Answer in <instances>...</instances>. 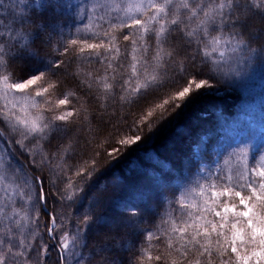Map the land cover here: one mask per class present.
I'll use <instances>...</instances> for the list:
<instances>
[{
  "label": "snow or ice",
  "instance_id": "snow-or-ice-1",
  "mask_svg": "<svg viewBox=\"0 0 264 264\" xmlns=\"http://www.w3.org/2000/svg\"><path fill=\"white\" fill-rule=\"evenodd\" d=\"M59 5L60 0H46V3H42L41 0H35V3L31 0H0V86H2L0 92H3L4 97L12 92H27L30 96L31 92L28 90L33 89L35 97L39 98L38 101H34V105L41 102L49 105L42 109L43 115H37L31 124L26 119L21 120L15 117L17 119L15 126L11 125L14 118L12 110H9L7 105L0 109V143L6 145L5 151H0V227L4 229L0 233V264H32L33 256L36 257L35 264H41L39 259L41 249L45 258L51 259L48 256L50 246L44 239V235L38 231L33 233L29 229V235H32L33 239L38 237V240L34 246L27 244V237H24L23 232L27 225L21 224L17 219L20 216L17 210L18 201L33 204L37 213L39 208L36 205L40 208L46 207L49 194L44 187L46 178L36 175L29 177L25 164L17 159L12 147H8L9 145L19 147L21 155H26V149L30 155L31 146L34 144H41L48 149L42 163L54 165L50 169L54 174L52 185L56 188L61 203L68 202L67 207L71 208L75 205L78 193L82 191V187L70 181L67 182L65 188L58 187V184L65 183L66 169L56 165L62 151L68 159H77L76 148L82 139L80 133L83 126L75 119L79 117V113L75 110L63 111L59 108V106L69 104L68 98L59 99L56 104L46 99L57 92L64 94L63 88L68 82V62L61 57L69 53L70 45H76L77 40L71 39L64 41L63 44L58 41L60 46L53 51L59 55L47 64L44 63L45 59L36 47L37 42L40 44L51 42L52 33L57 25L51 23L45 17L44 12L49 9L53 12L58 11ZM139 7L149 13L147 19L138 16L132 20L130 25L127 22L122 23L124 27L142 30L143 43L140 47L143 59L136 62L142 63V69L138 70L134 63L132 74L127 80L121 74L120 80H114L112 84H103L105 92L108 93L107 98L112 101L116 100L117 89L121 94L125 90L136 92L137 97L124 102L134 107L138 114L126 123V127L121 129L119 134H113L106 140L107 146L99 145L97 149L92 150L90 164L70 166L83 182L93 174L99 163L107 162L109 157L114 158L126 147L140 142L161 121L176 112L190 93L212 86L210 81L222 74L223 64H215L207 59V52L201 55L200 46L207 47L205 39L209 35L220 33L219 37H213V42L219 43L227 34V44L231 45L235 41L236 46L233 51L243 50L245 48L244 36L246 34L250 37L256 36L254 28L256 18L264 19V0H207V3L204 0H179L178 6L174 0H164V5L158 4L157 0H141ZM78 15L80 19H83L84 9L81 8ZM199 17L203 18L200 20L199 30H190V24ZM149 21H151V26H146ZM26 25H33L35 30L28 31ZM196 35H199V41L191 39ZM123 38L128 41L129 35H124ZM132 43L135 44L136 41L133 40ZM193 43L196 47L192 48L190 54L189 48ZM88 47L95 49L98 45L89 44ZM248 51L255 54L257 61L264 59V50L259 54L253 48H248ZM224 55V52H220L221 58ZM178 56L182 59L177 60ZM126 58L125 56L124 59ZM198 58L200 67L197 66ZM22 61H27L38 74L23 78L21 76L24 68ZM120 67L122 68L123 65ZM40 68L48 70L40 71ZM150 69L151 72H149ZM145 73L148 74L145 75ZM141 75H144V82L135 88L128 89L132 79ZM72 79L76 81V87L84 94H91L93 84H98L96 77L91 73L84 80L79 79V73H73ZM34 86L39 90H35ZM97 92H99V87H97ZM72 96L76 98L75 93ZM99 99V95H92V100ZM121 99H123L122 95ZM108 106L106 103L101 104L104 111ZM83 119L87 120V117ZM123 120L128 121V117H123ZM21 125H23L22 128ZM18 136L23 138L24 143L17 139ZM66 145L71 147V152L68 151ZM29 167L35 170V157H31ZM255 175L259 182L250 181L246 184L249 192L247 195L242 191L229 192L227 189L222 193H213V195H232L238 198L240 205L239 210L234 203L225 204L222 211L211 210L222 221L219 225L209 222L211 232L224 236L225 234L219 229L226 227L231 232V238L226 242L234 260L226 258L221 261V264H264V170L256 172ZM5 181H8V186H4ZM13 185L15 188L9 192V187ZM29 185L35 188L34 203L33 197L26 190ZM70 189H76V191L68 195ZM19 206L23 207V204ZM6 210L11 211L12 215H8ZM127 212L128 215L115 220L114 225H123L124 228L137 231L138 214L131 208H128ZM230 216L234 222L229 225ZM29 219L32 218L29 217ZM69 219L74 231L64 224H60L57 228L58 222L55 217L51 218V227L44 226L48 239L56 241L51 248H56L57 244L60 248L56 254V264H81L82 250L88 247L89 237L85 233L90 223L93 222L91 213L86 211L74 219L71 217ZM34 222L39 229V219H35ZM95 223L104 224L105 220L98 218ZM181 232L187 235L185 229H181ZM198 235H200L199 232L190 237L194 244L199 243L196 239ZM209 235L210 231L205 227L203 236L208 237ZM148 238L151 239L150 231ZM184 247L187 252V247ZM118 248L119 245L115 240L111 248L98 247L101 264H124L118 254ZM228 248H220V254L226 253ZM105 252L108 255H103ZM201 254L211 256L206 247L203 248ZM25 256L26 259L22 261L21 257ZM157 259L159 260L160 257Z\"/></svg>",
  "mask_w": 264,
  "mask_h": 264
},
{
  "label": "rangeland",
  "instance_id": "rangeland-1",
  "mask_svg": "<svg viewBox=\"0 0 264 264\" xmlns=\"http://www.w3.org/2000/svg\"><path fill=\"white\" fill-rule=\"evenodd\" d=\"M31 2L35 3V0H31ZM41 2L46 3V0H41ZM60 3L61 5L58 9L62 16L61 18L57 17L55 18L56 20L51 21V23L57 25L52 33L51 42L44 44L37 42L36 45L41 56L45 59V64L53 60L50 52L58 55V53H53L55 52L53 51V49H55L53 44L55 43V35L57 34L59 36L77 34L81 39L86 40V42H77L76 45H72L75 51H81V49H83V51H91L88 47L89 44L98 45L95 49L103 52L99 53V57L108 56V61H112V63H109L111 66H109L108 75H113V73L116 75L115 72L117 69H124V67H120V65L123 64L122 60L118 62L117 65L114 63L116 57H122V55H124L121 52L122 49L116 47V38L118 37L124 40V35H129L127 50L131 53V59L129 64L127 62L125 66H129L132 72V65L137 61H142L138 56L141 48L140 45L143 43L141 37L142 30L124 27L122 23L127 22V24L130 25L132 20L138 16L147 19L149 13L142 7H139L141 0H60ZM157 3L164 5V0H157ZM68 5H71V7H68ZM81 8L84 9L83 19H80L78 15ZM257 21H260V19L256 18L254 23ZM256 24H258V22ZM198 25H200V23ZM146 26H151V21H149V24ZM260 27L255 28L256 36L258 37L264 35V27ZM77 29H79V31H77ZM27 30L31 32L34 31L35 28L34 26H27ZM88 40L92 41L90 42ZM133 40L136 41L135 44L132 43ZM216 49L219 52L224 51L223 48ZM83 59H86V57L83 56ZM21 64L24 66L21 71V76L23 78L38 74L35 68L29 71L30 68L27 61H22ZM105 64H107V62H105ZM140 65L141 63H136L138 70L141 69ZM232 69H235V65ZM45 70L48 69L40 68V71ZM151 71L150 69L149 72ZM67 72V83L72 85L73 82L69 79L70 73L68 70ZM147 74L148 73H145V75ZM86 77L87 76H83L80 80H84ZM113 82L110 76L103 80V83L112 84ZM135 82L136 87L138 83L142 84L144 82V75L136 77ZM101 86L103 87V85ZM214 88L215 87L198 89L190 93L182 103L178 101L177 103L181 104L177 111L161 121L151 132L147 133L140 142L126 147L114 158L109 157L107 162L99 163L96 172L94 171L96 174L87 178V182H84L83 187L82 180L77 177L75 170L70 166H83L87 162L88 164L91 163V158L88 156L82 157V154L85 148L89 147L94 132L97 135H100L99 132L104 133V128L101 129L99 123H107L108 129H112L114 123L104 119L111 117V114H114L115 111H112L113 109L109 111H103V109L99 111L97 109L96 111V103L99 104V102H97L98 100L93 101L91 97V102H89L86 99L89 98L87 94L83 93V96L86 97L83 98L79 96L80 93L70 90L71 88H67L66 85H64L63 88V95L57 92L50 97H46V99L51 100L53 104H56L59 99L68 98L69 104L66 106H59V108L63 111L75 110L79 113V117L75 119L77 123H82L83 126L80 133L82 139H80L79 146L76 148L77 159H68V156L62 151L59 154L56 165L66 169L64 176L65 183H60L57 186L63 188L62 185L66 186L67 182L71 180L75 182L78 187H82V191L78 193L77 201L73 207H67V201L61 203L60 197L56 193V188L52 185L54 174L50 169L54 165H49L46 162L42 163L43 157L48 153V149L41 144H34L31 146L30 157H35V162L38 164V168H40L41 171L40 176L46 178L44 187L46 192L49 193L47 196V205L43 208L39 207V212L36 213V215H39L41 226L39 229H37L36 224H34L33 227L32 212L34 210H32L33 204L31 203L24 204L23 201H18L17 210L20 212V216L17 219L21 224L27 225V228L23 230L24 235H28V230L31 229L33 233L38 231L40 234L44 235V239L48 241L50 246L48 256H50L51 259H46L41 249V254L39 256L41 264H56L57 258V253L51 248L55 240L48 239L47 230L44 226L47 225L51 227V218L55 217L58 222L57 228H59L60 224H64L71 231H74L69 217L74 219L77 215H82L86 211L91 213L93 221L89 225L90 229L88 228V233L94 236L90 237L88 247L83 249L81 264H101V254L98 253L97 249L100 246L111 248L113 240L119 245L117 251L120 258L125 261L127 249L132 246L131 241L128 239L130 235L135 236L137 243L140 242L139 245L134 247V253L138 254V258L137 256L134 258V263L147 264L146 261L152 260L153 255L151 258H147L148 255H146L148 253L149 243L146 238L147 234L145 233V228L143 227L144 213L147 211L148 207L154 204L160 206L161 204L158 202L160 200L158 199L165 197L170 198L174 205L181 204L180 209L182 210L181 214H177L180 220L175 219L173 221V227L166 230L169 232V236L160 238L161 243L163 242L167 245L165 246L166 249L176 255L175 259L178 258L176 264H221V261L227 258L220 254V248H228L226 241L230 240L231 232L227 227L219 229V231L225 234L224 236H218L217 233L211 232V223L209 222H215L218 225L222 223V221L214 215V211L211 210L222 211L225 204L231 205L233 203L237 205L239 210L240 205L238 198L232 195H213V193H222L227 189L229 192L242 191L247 195L249 192L246 184L250 181L259 182L255 173L264 170V101L257 107L256 114L249 115L245 118V123L241 127L232 131L222 132L219 130L220 128H217V125L214 129L212 125L214 119L221 118V116L215 118H213V116L215 115L214 113H217L220 109H226L225 104H230V96H232V94L229 91ZM35 90L39 89L35 88ZM28 91L31 92L30 96L27 92H12L9 93L7 97H4L3 92H0V109H3L4 105H7L8 109L12 110L14 114V118L11 121L12 126L17 124V119L15 117L21 120L26 119L29 124H31L37 115H43L42 109L49 107V105L44 102L34 105V101H38L39 98L35 97V91L33 89H29ZM73 93H75L76 98H73ZM104 96V98H107L108 93L105 92ZM109 101L111 100L104 101V103L108 104ZM127 107L129 106L123 107V111H120V117L116 121V124H120L119 126H124L127 123L122 117V114L127 116V113L130 112ZM106 114L108 116L105 118ZM84 117H87V120H84ZM89 121L91 122L90 124ZM22 127L23 125H21V128ZM89 133L91 136H89ZM209 133L216 134L215 138L209 140ZM154 135H162V141L171 147V149H164L165 151L162 153V159L166 161L164 165L167 164L169 169L166 170L164 165L158 166L155 164L156 166L149 167L148 175L144 173L143 176L127 177L121 182L115 181L112 177L113 175H111V171L113 170L111 164L113 160L117 157L126 158L127 155L131 153V147L141 145L147 140L153 141L152 139L154 138L152 136ZM194 135H197L199 139L191 141L190 138H194ZM17 139H20L21 143H24L22 137L18 136ZM200 139H202V141L198 142ZM85 141H87V143ZM8 147H12L13 152H18L20 150L17 146L9 145ZM66 148L71 152L72 149L70 146L66 145ZM5 149L6 145L0 143V151H5ZM183 152L185 154L187 153L186 157L181 156L184 154ZM25 153L28 154L27 149ZM5 158H7V156H5ZM65 161H67V163H65ZM168 161H170L171 164L168 163ZM31 176L32 175L29 174V177ZM217 177H220V179H217ZM94 181L95 183L104 184L100 186L101 189L104 188V191H102L103 189L97 191ZM179 184H182V186ZM4 186H8V181L4 182ZM179 187L182 189L181 191ZM14 188V185L9 187V192H12ZM26 190L33 197L34 203V186L29 185ZM69 191H71V189ZM51 193L53 195H51ZM71 194L72 191L71 193L68 192V195ZM85 201L89 204L88 207L83 204ZM184 201L186 205L182 206ZM20 204H23V207H20ZM161 207L162 206H160V208ZM128 208L134 210L139 216L137 231L124 228L123 225L116 226L113 223L119 218L126 217L128 215ZM8 215H12V212L8 211ZM29 217L32 219L30 220ZM98 218H104L105 223L97 225L95 221ZM232 222L234 221L230 216L228 221L229 225ZM205 227L210 231L208 237L203 236ZM181 229H185L187 235L181 232ZM197 232L200 233V235L196 236L199 243L194 244L190 240V237ZM37 240L38 237L37 239H33L35 245ZM141 244L145 249H141ZM155 244H159V242L157 241ZM184 246L187 247L188 254L185 252ZM204 247L208 248L211 254H215L219 257L214 259L208 255H202L201 253ZM86 250L88 251L85 252ZM58 251H60V248ZM139 253H141V255ZM227 253L230 255L227 259L234 260V256L230 254V248H228ZM103 255H108V253L105 252ZM157 257H160V259L158 260ZM163 258L160 250L155 251L153 259L154 264H170L168 260L171 257L164 260V262ZM199 258L203 260H198ZM25 259L26 256L21 257L22 261ZM35 262L36 257L33 256L32 264H35Z\"/></svg>",
  "mask_w": 264,
  "mask_h": 264
},
{
  "label": "trees",
  "instance_id": "trees-1",
  "mask_svg": "<svg viewBox=\"0 0 264 264\" xmlns=\"http://www.w3.org/2000/svg\"><path fill=\"white\" fill-rule=\"evenodd\" d=\"M205 3H207V0H204ZM174 3L178 6L179 5V0H174ZM61 5V3H60ZM59 5V6H60ZM44 15L46 18H48V20L51 22L52 20H56L55 18L60 17L61 18V12L58 9V11L53 12L51 9L47 10L44 12ZM202 19V17L197 18V20L193 23L190 24V30H199V26L198 25L200 23V20ZM260 19V21H257L258 24L254 23V28L256 27H264V19L258 18ZM27 26H33V25H26ZM261 28V27H260ZM118 36V35H117ZM220 33H212L211 35H209L206 39H205V44L207 45V47H205L204 45H201V55H203L205 52H207V59H209L212 62H215V64H223V68H222V74L219 75L217 78L212 79L210 81L211 83V87H215L218 88L220 90H224V91H229L232 96L231 97V101L230 104L227 103L225 104V108L223 107L224 110L220 109L217 113H214L215 115L213 116V118L215 117H220L221 118H215L213 121V129L216 127L220 128L219 130H221L222 132H226V131H232L235 129H238L239 127H241L245 122V118L249 115L252 114H256L257 112V107L262 104L261 102L264 101V59H261L259 61L256 60V56L253 53H250L248 51V48H253L256 49V53L259 54L262 52V50H264V35L263 36H255V37H250L247 34L244 36V40H245V48L243 50H239V51H233V49L235 48V41H233V43L231 45L226 43L227 40V34H225L224 39L220 40L219 43H214L213 42V37H219ZM121 37V36H120ZM71 39H75L77 40V42H83L86 40H83L80 38V36L77 34H71V35H64V36H59L58 34L55 35V43L53 44L55 48L59 47L60 44H63L64 41H70ZM191 39L193 41H199L200 37L199 35L193 36L191 37ZM60 42V44H58L57 42ZM88 41H92V40H88ZM116 47L121 48L122 49V53L124 55H122V57L118 56L116 57L114 63L115 65L118 64V62H123V67L124 69H120L122 71V74L124 76V79L127 80L128 77L132 74L131 70L129 69V66H125L126 63L130 62L131 59V53L128 52L127 50V44L129 43L128 41H124L122 40V38H116ZM196 47V44L193 43V45L189 48V53L191 54L192 52V48ZM216 48H223L224 49V53L225 55L221 58L219 56V51ZM41 49V48H40ZM70 51L69 53H67L66 55L62 56L61 58L64 59L66 62H68V67L67 70L69 71V79H71V81L73 82L72 85H70L69 83H65L67 88H71L70 90L72 91H77V93H80L79 96L86 98L85 96H83V91L81 89H78L76 87V81H74L72 79V74L73 73H79V79L83 76H87L89 73H91L93 76L96 77L98 84H93V90L91 94H87L86 98L88 101L91 100L92 95H99L100 99L97 101L99 102L96 103L97 107H96V111L97 109L99 111H102L101 108V104L104 103V101H108L107 98H104V93L105 90L104 88L101 86L103 85V80L110 76L111 80H120L121 78V71L119 69L116 70V75H108V71H109V66H111L112 61H108V56H101L102 58L99 57V53H103L101 51H98L97 49H91V51H78V50H73V46L70 45ZM52 50V48H51ZM61 51H63V49L61 48ZM140 53H138V56L140 57V59H143V55H142V49L140 48ZM165 51H168V49H165ZM53 53H57V52H53ZM51 56L53 59H55L58 55L56 54H52L50 52ZM78 54V55H77ZM133 55V54H132ZM83 56L86 57V59H83ZM127 57L126 59H124V57ZM182 59V57H177V60ZM105 62H107V64H105ZM235 65V69H232V67ZM30 70L32 71L34 70V68L29 65ZM114 66V65H112ZM141 69H142V63L140 65ZM197 66L200 67V63H199V58L197 60ZM106 67V68H105ZM115 67V66H114ZM122 67V68H123ZM64 79V78H61ZM135 79L136 77H134L130 83V85H128V89L131 88H135ZM102 82V83H101ZM139 85V83H138ZM131 86V87H130ZM97 87H99V92H97ZM214 88V89H215ZM121 95L123 96V99H121ZM137 93L136 92H132L129 90H125L123 91V93L121 94L119 89H117V97L115 101H109L108 104L109 107H107V111L112 110L115 111L114 114H111V117L106 118L108 115H105L104 120H109L110 122L114 123L112 126V129H108V124L107 123H99L100 128H104V133H100V135L95 134V132L93 133V136L91 138V142L89 147L85 148L84 153L82 154V157L84 156H88L89 158H91L92 156V150L93 149H97L99 147V145H106V140L113 134H119L121 132V129H124L126 127V124L123 126H119L120 124H116V121L119 119L120 117V111H123V107L125 106H129L127 108H129L130 112L127 113V117H128V121L130 122L132 118H134L135 115H137V111L135 110L134 107H131L128 103H125V100H132L133 98L137 97ZM95 101V100H93ZM178 102V101H177ZM112 107V108H111ZM133 109V110H132ZM104 111V110H103ZM130 113V114H129ZM129 114V115H128ZM126 115L122 114V117H125ZM220 119V120H219ZM104 124V125H103ZM99 131V130H98ZM109 131V132H107ZM210 138L209 140H212L215 138L216 134L213 133H209L208 134ZM89 136L90 133H89ZM154 139H152L153 141H145L143 142L141 145H137L135 147H131V153L129 155H127L126 158H121V157H117L115 160H113V163L111 164V168L113 169L111 171V175H113V179H115V181H122L127 177H134V176H143L144 173H146L145 175H148L149 173V167L150 166H156L155 164H157L158 166H163L164 163L166 162L165 159H162V153L163 151H165L164 149H171L170 145H167L164 143V141H162V135H154L152 136ZM191 141H195L198 140L199 137L196 135H194V138H190ZM202 141V139H200L198 142ZM190 142V141H189ZM194 143V142H193ZM196 144V143H195ZM164 145V146H163ZM177 149V148H176ZM110 150V148H109ZM16 157L18 160H20L21 162H23L25 164L26 169L28 170V173L30 175H36V176H40V168H38V164H36L35 162V170L31 169L29 167V161L31 160L30 155L26 154V155H21L20 154V150L14 151ZM184 153V152H183ZM187 154V153H186ZM186 154H182L181 156L186 157ZM118 159V160H117ZM168 163H170V161H168ZM88 164V162H87ZM171 164V163H170ZM165 169H169L167 164L164 165ZM98 171V170H97ZM44 172V171H43ZM96 172V170H95ZM93 173L92 175L94 176L96 173ZM100 172V170H99ZM45 173V172H44ZM46 174V173H45ZM70 182H72L73 184H75V182L69 180ZM86 181V180H85ZM87 182V181H86ZM116 183V182H115ZM84 185V182L82 181V187ZM93 185V184H92ZM94 185L96 186V190L97 191H104V188H100V186H103L104 184H99V183H95L94 181ZM182 186V184H179ZM63 188H65V185H62ZM61 188V189H63ZM179 190L181 191L182 189L179 187ZM71 191H76V189H71ZM71 191H68L69 193H71ZM52 192V191H51ZM51 195H53L51 193ZM160 201V206H162L160 208V206L158 205H152L151 207L147 208V211H145V217L143 218V227L145 228V233L147 234L146 238L148 239V250H147V254L148 257L147 258H151V256L153 255V259H154V253L157 250H160V253H162L163 255V262L164 260H166L167 258L171 257L168 261L170 264H176V261L178 258L175 259L176 255L169 251L168 249H166L165 246H167L166 244H164L163 242L161 243V237H168L169 236V232L166 231L168 230L170 227H173V221L175 219L180 220L179 217H177V214L180 213L181 214V209H180V205H174L172 203V200L170 198H161L158 199ZM157 202V203H158ZM83 204L85 206H89L88 203L83 202ZM186 205V202L184 201L182 203V206ZM37 208H39V205H36ZM83 207V206H82ZM85 208V207H84ZM32 210H34V208L32 207ZM36 211L34 210L32 212V217H33V227H34V221L35 218L39 219V215H36ZM91 224V223H90ZM41 227V226H40ZM39 227V228H40ZM89 228V227H88ZM3 228L1 227V231L0 233L3 232L2 230ZM74 229V228H73ZM90 229V228H89ZM147 230V231H146ZM151 232V239L148 238V232ZM90 232V230H89ZM86 235H88L89 239L90 237L94 236L88 233V229L87 232L85 233ZM24 237H27L26 243L29 245L34 246V242H33V236L32 235H24ZM131 243L132 246L130 248L127 249V256H126V260L124 261V264H135L134 263V258L135 256H137L138 258V254L134 253V247L139 245V243H137V240L135 238L134 235H130L128 238ZM90 241V240H89ZM159 242V244H155L156 242ZM135 243V244H134ZM56 244V241L55 243ZM192 248H194L193 246H191ZM59 249V245H56V248H53V250L55 251V253L58 252ZM141 249H145V247H143V245L141 244ZM88 250H86L85 252H87ZM140 251V250H139ZM83 252V250H82ZM188 254V252H186ZM141 255V253H139ZM27 255V253H26ZM83 255V254H82ZM224 257L229 258L230 255L229 253H224L223 254ZM145 256V255H144ZM212 258L216 259L219 256H216L215 254H211ZM223 257V258H224ZM57 259V258H56ZM152 260H147L146 263L147 264H154ZM198 260H203V259H198Z\"/></svg>",
  "mask_w": 264,
  "mask_h": 264
}]
</instances>
